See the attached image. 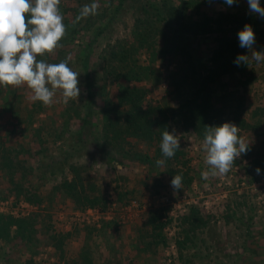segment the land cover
Returning <instances> with one entry per match:
<instances>
[{
	"label": "trees",
	"instance_id": "1",
	"mask_svg": "<svg viewBox=\"0 0 264 264\" xmlns=\"http://www.w3.org/2000/svg\"><path fill=\"white\" fill-rule=\"evenodd\" d=\"M68 1L74 2V7L72 13L66 15ZM126 1L60 0L65 36L54 52L37 59L59 63L68 58L70 68L78 66L75 70L83 76L80 86L84 88L85 99L84 102L72 99L67 105L61 102L59 114L53 116L47 113L37 129L32 127L33 113L15 117L13 131L17 124L21 129L17 128L19 130L15 135L10 132V138L6 137V130L2 133L4 129L0 124V178L5 184L0 189V199L12 195L15 200H24L33 206L41 205L43 199L37 184L59 177L54 190L69 198L74 208L103 207L108 202V196L106 191L82 174L85 167L80 159L83 157L93 158L108 167L125 159L153 167L157 160L163 159L164 164L171 166L169 171L173 176H182V186H189L193 175L186 153L179 144L175 155L165 158L160 150L163 131L172 132V127L178 125L183 133H193L203 141L206 127L228 122L239 128L240 138L264 135V131H260L264 126V102L256 101V105L245 103L246 93L254 83L258 84L252 88V94H264V71L259 70L260 67L250 57L246 64L235 63L238 54L249 56V52L239 46L238 31L248 24L254 32L255 41L261 42L264 17L245 9H221L213 16L204 9L210 3L231 8L238 0H234L231 6L224 0H178V3L172 0H137L138 12L131 24L130 36L125 35L107 44L105 53L102 52L103 66L98 79L90 67L94 42ZM97 2L104 4L103 7H98L95 14L77 20L84 5ZM78 28L89 39L82 42L75 51L77 54L73 55L61 44L73 43L76 37L81 39ZM207 34H215L214 45L209 60L204 61L190 45V39ZM253 48L256 52H264L263 43H254ZM229 79L231 84L227 81ZM160 82L163 85L155 92L154 88ZM3 87L0 86V97H3L0 107L10 108L8 94L11 91L14 93L15 88L11 90L7 86L3 90ZM95 87H99L100 96H103L100 107L92 102ZM26 126L28 133L22 130ZM50 136L53 143L48 139ZM50 142L59 144L58 157L49 155ZM139 142L145 143L147 149H137ZM151 148L154 149L153 155L149 154ZM252 148V144L248 143L247 152L233 163L239 165L248 159L244 173L250 179L264 173V153L252 154ZM34 157L37 158L32 163L31 158ZM126 194V190L117 192V198L121 200ZM128 201L131 202L130 198ZM182 216L187 232L206 223L200 209L195 206ZM39 217L42 215L37 213L15 216L0 212V241L22 244L34 252L33 236L40 223ZM169 222L170 219L162 220L160 209L150 211L142 234L149 238L146 248L152 246L156 252L159 245L166 244L162 230ZM67 236L68 233L61 234L55 229L49 237L60 253ZM186 239L191 241L188 234ZM184 261L189 264L187 259ZM74 262L95 264L94 254L83 248ZM25 264H32V253Z\"/></svg>",
	"mask_w": 264,
	"mask_h": 264
},
{
	"label": "rangeland",
	"instance_id": "2",
	"mask_svg": "<svg viewBox=\"0 0 264 264\" xmlns=\"http://www.w3.org/2000/svg\"><path fill=\"white\" fill-rule=\"evenodd\" d=\"M172 1L178 3V0ZM259 3L264 8V0H259ZM97 4L99 8L104 5L99 2ZM138 4L137 0H127L106 30L96 38L90 67L98 79H100V69L103 66L102 52L108 43L125 35L130 36L131 24L138 12ZM65 7L67 8L66 15L71 14L74 2L68 1ZM204 7L206 12L213 16H216L221 9L223 11L224 9L226 11L231 9L233 11L237 9L249 11L247 0H238L234 6L229 7L230 9L223 8L216 3L206 4ZM261 28L264 31V25ZM78 29L81 39L76 37L73 43L61 44L63 49L73 55L77 54L75 51L80 48L82 42L89 39L88 35H82L81 28ZM214 35H200L190 39V45L204 61H208L211 55ZM261 39V42L258 40L255 43L264 45V34ZM129 41L132 42L133 39L130 37ZM246 51L249 52V57L252 59L253 46ZM73 55L72 57H74ZM251 61L255 62L258 68L260 67L259 70L264 71V60L259 63L253 59ZM72 69L80 74L78 76L79 87L83 76H81V72L75 70L78 69V66L72 67ZM232 80L234 84L235 80ZM227 81L232 83L231 79ZM257 84L254 83L251 90L246 93V104L256 105V101L264 102V94H252L254 92L252 88H255ZM162 85V82L158 83L154 91L156 92ZM9 87L11 90L15 88L14 93L11 91L8 94L10 96L8 104L10 103L11 107H0V124L4 129L2 133L4 134L5 130L8 132L6 137L10 138V132L15 135L16 130H19L17 128L21 129V126L17 124L14 127L16 130L13 131V121L15 117H20L23 113L24 115L29 112L33 113L32 127L35 129L47 113H51L53 116L59 114L57 112L60 110L62 102L59 90L53 97V103L50 106H45L42 103L38 105V101L31 100V91L26 85ZM79 88L80 94L76 101L84 102L86 95L82 92L84 88L81 86ZM107 88L109 89V87ZM4 89L5 87H3ZM111 91L112 94L115 93L112 87ZM92 92L94 94L92 102L95 103V106L100 107L103 96H100L99 87L93 88ZM155 92L154 94H156ZM2 99L3 97H0V104H3ZM12 101H14V105ZM8 104L4 106H8ZM22 130L28 133V126ZM261 130L264 131V126ZM173 131L186 153L187 164L193 175L189 186L173 189L170 183L173 178V174L169 171L170 165L158 166L155 164L152 167L138 161L125 159L108 167L93 158L83 157L80 159V163L85 167L82 174L106 191L108 196L105 206L93 207L96 210L87 215L90 219L94 218V222L92 220H90L91 223L81 221L79 215L74 213H81L86 209L74 208L69 198L61 194L60 191L54 190V186L60 180L59 177L37 184V189L43 199L41 205L33 206L24 200H15L12 195L0 199V212L15 216L37 213L43 217V219L39 217L40 223H38V229L33 236L35 239L34 252L22 244L16 245L12 242L0 241V264H25L31 253L32 264H76L74 261L83 248L94 254L95 264H186L184 259H187L189 264H264V203L256 200L251 191L241 186V182L246 185L252 180L244 173V167L248 165L249 160L245 159L242 164L232 165L229 172L224 175L209 177L207 180L202 179L201 172L208 170V165L205 163L206 153L202 150L203 141L193 133H183L178 125L172 127ZM242 138L252 144V154L264 153L263 134L257 137L247 135ZM48 139L52 142V136ZM51 142L49 143V155L58 157L59 144L53 145ZM191 143L196 147L190 148ZM136 145L137 149H147L143 142ZM153 151V148L149 149V154L153 155ZM36 158H31L32 163ZM229 174H232L231 185L224 188L217 186L216 183L219 182L220 176L226 177ZM194 184L198 186L199 190H202L198 202L184 204L186 205L184 210L177 208L176 203L179 201L182 191L184 189L191 190ZM4 185L0 178V189ZM125 190L127 191L126 196L119 200L117 192H125ZM128 198L131 202L128 201ZM207 199L209 205L205 207L204 201ZM191 206L200 209L206 223L187 232L182 215L188 214ZM159 209L162 213V220L170 219V222L162 230L166 237V244L159 245L157 251L154 252L152 246L146 248L149 238L142 235L145 232L143 225L147 221L150 211H159ZM55 229L61 234L68 233V236L63 240L62 253L54 248L49 238ZM187 234L191 241L186 239Z\"/></svg>",
	"mask_w": 264,
	"mask_h": 264
},
{
	"label": "clouds",
	"instance_id": "3",
	"mask_svg": "<svg viewBox=\"0 0 264 264\" xmlns=\"http://www.w3.org/2000/svg\"><path fill=\"white\" fill-rule=\"evenodd\" d=\"M231 6L234 0H224ZM249 10L264 17L259 0H247ZM60 0H0V86L26 85L31 100L45 106L53 103L59 90L62 102L67 105L80 94L78 74L68 66V58L59 63L38 60V56L50 54L60 46L66 27L59 8ZM97 3L84 5L77 20L96 13ZM239 46L251 49L255 35L250 25L238 31ZM251 58L259 63L264 52L253 51ZM249 56L238 54L235 63H247ZM239 128L225 122L220 126L206 127L202 150L206 153L208 170L201 172L202 179L224 175L234 161L248 150V142L238 136ZM179 149L175 132H162L160 150L165 158H171ZM162 166L164 160H157ZM259 173L260 169H256ZM183 178L175 175L170 183L173 189H181Z\"/></svg>",
	"mask_w": 264,
	"mask_h": 264
},
{
	"label": "built area",
	"instance_id": "4",
	"mask_svg": "<svg viewBox=\"0 0 264 264\" xmlns=\"http://www.w3.org/2000/svg\"><path fill=\"white\" fill-rule=\"evenodd\" d=\"M189 147L195 148L196 146L193 143H191L189 145ZM231 177H232V174H229L226 177L220 176L219 182L216 183L217 186L224 188V187L231 185ZM241 186L246 187L249 191H251V193L256 198V200H258L261 203H264V175H258L257 177L252 179L249 183H247L246 185L244 182H241ZM189 191H192L193 193H190ZM201 195H202V190H199L198 186L196 184H194L192 186L191 190L190 189H184L182 191V193L179 196V201L176 203V207L181 209V210H184L186 208V205H184V204L197 203L198 200L200 199ZM166 200H167V198H166ZM133 203L135 204V201H133ZM204 204H205V207H207V205H209V200L208 199L205 200ZM94 210H96V209L87 208L84 212L74 213V214L79 215L78 217L80 218L81 221L91 223L90 220H92V222H94L93 221L94 218L90 219L87 215L90 214Z\"/></svg>",
	"mask_w": 264,
	"mask_h": 264
}]
</instances>
